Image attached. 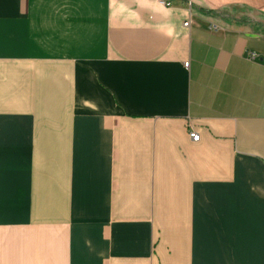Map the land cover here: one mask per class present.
<instances>
[{
  "label": "crops",
  "instance_id": "crops-1",
  "mask_svg": "<svg viewBox=\"0 0 264 264\" xmlns=\"http://www.w3.org/2000/svg\"><path fill=\"white\" fill-rule=\"evenodd\" d=\"M168 2L0 0V264H264V0Z\"/></svg>",
  "mask_w": 264,
  "mask_h": 264
},
{
  "label": "built area",
  "instance_id": "built-area-1",
  "mask_svg": "<svg viewBox=\"0 0 264 264\" xmlns=\"http://www.w3.org/2000/svg\"><path fill=\"white\" fill-rule=\"evenodd\" d=\"M161 1L166 2V3H169L168 0H161ZM190 20H191L190 18L186 19L184 21V25H189ZM212 27L215 28V29H217L219 26L216 23H212ZM251 56L252 57H256L257 56V52H255V51L252 52L251 53ZM189 63H190L189 60L185 61V66H189ZM189 135L191 136V138L193 140H198L199 137H200V132L198 130H196L195 128H191L189 130Z\"/></svg>",
  "mask_w": 264,
  "mask_h": 264
}]
</instances>
